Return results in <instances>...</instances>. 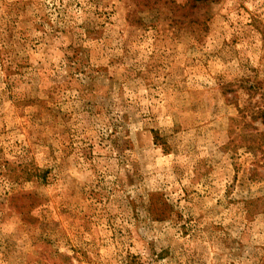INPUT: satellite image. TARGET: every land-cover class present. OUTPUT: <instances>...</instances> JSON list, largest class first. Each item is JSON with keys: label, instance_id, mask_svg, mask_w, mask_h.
Instances as JSON below:
<instances>
[{"label": "rangeland", "instance_id": "rangeland-1", "mask_svg": "<svg viewBox=\"0 0 264 264\" xmlns=\"http://www.w3.org/2000/svg\"><path fill=\"white\" fill-rule=\"evenodd\" d=\"M261 112L264 0H0V264H264Z\"/></svg>", "mask_w": 264, "mask_h": 264}, {"label": "trees", "instance_id": "trees-1", "mask_svg": "<svg viewBox=\"0 0 264 264\" xmlns=\"http://www.w3.org/2000/svg\"><path fill=\"white\" fill-rule=\"evenodd\" d=\"M259 115L261 117V120L264 119V112H261ZM259 137L260 138H264V135H259ZM255 143L256 142H254V144L250 145L247 150L254 151L255 149H258V148L255 147V145H256Z\"/></svg>", "mask_w": 264, "mask_h": 264}]
</instances>
